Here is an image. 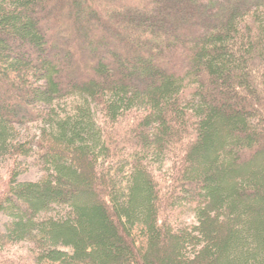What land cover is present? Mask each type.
<instances>
[{"label":"trees","instance_id":"trees-1","mask_svg":"<svg viewBox=\"0 0 264 264\" xmlns=\"http://www.w3.org/2000/svg\"><path fill=\"white\" fill-rule=\"evenodd\" d=\"M7 156L1 264H264V0H0Z\"/></svg>","mask_w":264,"mask_h":264},{"label":"rangeland","instance_id":"rangeland-1","mask_svg":"<svg viewBox=\"0 0 264 264\" xmlns=\"http://www.w3.org/2000/svg\"><path fill=\"white\" fill-rule=\"evenodd\" d=\"M81 102L78 98H71L67 101H63L57 105L58 112L61 115H74L76 112L74 111V106ZM95 107V106H94ZM96 113V110H95ZM98 117V116H96ZM46 128L45 123H39L35 125H31L27 128H23L20 130L21 135L23 138L33 139L34 137L41 135L43 130ZM22 166L20 167L19 171H22L21 179L23 181H40L44 180L46 177L49 176L48 170L42 167V165L35 159V158H22L21 159ZM0 179L8 180L10 179V173L13 171L16 166V160H12L10 157H3L0 161ZM158 167H161V164H158ZM168 167V166H167ZM166 167V168H167ZM9 218L0 213V226H4ZM136 234L138 236L139 245L141 247L144 246L146 242V238L141 234L140 230H136ZM29 245H19L9 250V248L5 249V251H0V264L5 262L6 260L10 259L13 260L15 258H25L29 254Z\"/></svg>","mask_w":264,"mask_h":264}]
</instances>
